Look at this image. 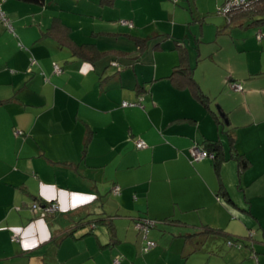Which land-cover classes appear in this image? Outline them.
Returning a JSON list of instances; mask_svg holds the SVG:
<instances>
[{"label":"crops","instance_id":"crops-1","mask_svg":"<svg viewBox=\"0 0 264 264\" xmlns=\"http://www.w3.org/2000/svg\"><path fill=\"white\" fill-rule=\"evenodd\" d=\"M8 1L16 35L0 22V264H264V21L230 24L215 14L225 0ZM27 9L42 16L32 31ZM87 45L95 61L79 54ZM182 52L206 105L170 78ZM207 141L221 144L219 170L190 162ZM34 203L60 210L42 218ZM145 219L158 241L147 253ZM213 238L205 254L199 241Z\"/></svg>","mask_w":264,"mask_h":264},{"label":"trees","instance_id":"trees-1","mask_svg":"<svg viewBox=\"0 0 264 264\" xmlns=\"http://www.w3.org/2000/svg\"><path fill=\"white\" fill-rule=\"evenodd\" d=\"M17 1L28 3V4H40V5H45V2H46V0H17ZM247 1L251 2L249 7H246L244 9L243 8L242 9H235L232 12H230L229 14H227V16H225V18L227 19V21L230 24L235 21V18L238 15H249V16L254 17V18L259 17L258 21H264V0H247ZM0 2L2 3V0H0ZM225 4L226 3H224L222 6H224ZM222 6H220V7H222ZM139 47L143 48V45L140 44ZM78 50H79V54L81 56H83V58H85L88 61H95L96 58L99 56V52L92 45L82 46ZM74 52L76 54L75 50H74ZM89 53H92V55L90 56ZM114 63H116V62H114ZM177 76H178L179 80L176 79ZM170 78L177 83L178 87L190 88L191 91L193 92L194 96L199 101H201L203 104L206 105V103H208L207 96L204 94V92L202 91V89L200 88V86L198 85V83L196 82V80L194 78V70L188 66L187 57H186L185 52H182L180 65L175 69V71L170 76ZM132 104H137V106H141L139 103H132ZM137 106H135V107H137ZM216 117H217V115H216ZM231 142L233 145L234 140L232 139ZM200 148L205 149L209 153L215 154L214 161H217L216 162L217 163L216 168H217V170H219V167H220V164H219L220 163L219 162L220 161V159H219L220 154L219 153L221 152V148H222L221 144L219 142L207 141L205 146L200 147ZM236 158L238 159V163H239L240 168L242 170H246L249 167V162L247 161L246 158H244L240 155H239V158L238 157H236ZM205 160H207V159H205ZM149 222H151V221H149L148 219L140 221V223H142V224L149 223ZM148 226H149V232H150L152 229L155 228L156 225H155V223H153L152 225L148 224ZM208 231H209L208 232L209 234L210 233H216V231H212V230H208ZM149 232H148V235H149ZM142 233H144V232H142ZM148 235H147V242H149ZM240 240H242V239L227 240V243L229 241L238 242ZM119 261L121 262V260H119Z\"/></svg>","mask_w":264,"mask_h":264},{"label":"built area","instance_id":"built-area-1","mask_svg":"<svg viewBox=\"0 0 264 264\" xmlns=\"http://www.w3.org/2000/svg\"><path fill=\"white\" fill-rule=\"evenodd\" d=\"M250 3L251 2H249L247 0H228L224 6H222V7H220L218 9V14L223 16V17H225V16H227V14H229L230 12H232L235 9H242V8L244 9L246 7H249ZM1 6H2V3L0 2V22H2L11 32H14L13 25L11 24L10 19L2 11ZM121 24L124 25V26H129L130 28H133V24L128 22V21H121ZM261 37L262 36L259 35V38H261ZM32 62H33V64L36 63L34 60ZM113 65L117 66L116 63H114ZM54 70H55L56 74H61L62 73L61 68L59 66H57V65L55 66ZM231 88L234 91H237V92H243V90H244L243 86L241 84H239V83H233L231 85ZM135 106H137V104H131V103H124L123 104L124 108L135 107ZM20 134H22V133H20ZM136 147L139 150H144V149L148 148V145H147V143L144 140L138 139L137 142H136ZM189 159H190L191 163L200 162V161H203L205 159L214 160L215 159V154L214 153H209L205 149L200 148L198 146H195L192 149H190ZM114 192L116 194H119L121 192V188L120 187H116L114 189ZM30 210H31V212L33 214H39V215H41L42 218H45V217H48V216H51V215L57 213L60 210V206L58 205V203H50V204H47V205H41L40 203H34L31 206ZM148 224L152 225L153 222L144 223V224L140 223V224L137 225V229L139 231H141V232H144L146 239H147V235H148V232H149ZM235 244L236 243L233 242V241H229L228 242L229 246H234ZM154 247H155V243L149 241L147 243L146 248L144 249V252L147 253ZM119 263H120L119 260H117L115 262V264H119Z\"/></svg>","mask_w":264,"mask_h":264},{"label":"rangeland","instance_id":"rangeland-1","mask_svg":"<svg viewBox=\"0 0 264 264\" xmlns=\"http://www.w3.org/2000/svg\"><path fill=\"white\" fill-rule=\"evenodd\" d=\"M8 0H4V2H7ZM11 1V3H15L16 4V2H14L15 0H10ZM10 1H8V2H10ZM173 2H174V0H173ZM227 2V0H225V2L224 3H226ZM17 3H22V2H17ZM179 3L181 4V6H182V4L184 3V0H179ZM223 3V4H224ZM175 4V3H174ZM222 4V5H223ZM27 5H31V4H27ZM221 5V6H222ZM218 13V11L216 10L215 11V14H217ZM20 14H21V17H27L28 18V20H29V22L27 23L28 24V31H32V27H36V26H33V20L35 19V17H37V16H35V15H32L33 14V12L32 11H30L29 9H27V10H23V11H21L20 12ZM218 15V14H217ZM42 16H40V17H37V20H40V19H42L41 18ZM21 22V24H23L24 26H25V23L24 22H22V21H20ZM1 25V24H0ZM3 25V24H2ZM1 25V26H2ZM119 25L120 26H122V27H126V28H129L130 29V27L129 26H124V25H122L121 24V22H119ZM33 30H34V28H33ZM122 31H125V32H129V30H125V29H122ZM14 32H12V34H13ZM15 35H16V33H14ZM3 44H4V41H3ZM21 45V44H20ZM30 65H31V62H30ZM153 230H151L150 232H152ZM157 231H163L162 230V228H157ZM161 234L163 235V233L161 232ZM173 240H174V235H165V237H164V241L169 245V247H170V249H171V251L172 252H174L175 251V248H176V245L178 244V243H176V244H173ZM212 241H215V239L213 238V239H210V241H205V240H200L199 242H205V244H207L206 242H208V244L206 245V247H205V249L206 250H204V252H205V254H206V252L207 251H212V250H216V248H217V244H214V243H218V242H212ZM155 242V241H154ZM157 242V243H156ZM155 243L156 244H158V241H156ZM219 245H220V242H219ZM228 245V244H227ZM221 246V245H220ZM220 254H222V253H220Z\"/></svg>","mask_w":264,"mask_h":264}]
</instances>
